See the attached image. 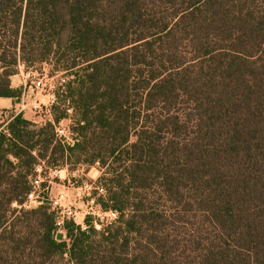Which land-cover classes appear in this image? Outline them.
I'll list each match as a JSON object with an SVG mask.
<instances>
[{
  "label": "trees",
  "instance_id": "1",
  "mask_svg": "<svg viewBox=\"0 0 264 264\" xmlns=\"http://www.w3.org/2000/svg\"><path fill=\"white\" fill-rule=\"evenodd\" d=\"M42 66L53 120L0 109V264H264V0H0V99ZM80 165L116 223L13 208Z\"/></svg>",
  "mask_w": 264,
  "mask_h": 264
},
{
  "label": "rangeland",
  "instance_id": "2",
  "mask_svg": "<svg viewBox=\"0 0 264 264\" xmlns=\"http://www.w3.org/2000/svg\"><path fill=\"white\" fill-rule=\"evenodd\" d=\"M50 70L49 66H42L31 71H26L25 68L21 67L19 74L11 79L12 87L22 90L21 98L6 101L1 100L0 109L9 110L15 114L22 113L27 119L39 126L52 121L51 106L54 103L53 95L59 81L63 77L61 75H50ZM69 79L70 76H67V80ZM71 112L72 109L68 111L70 115ZM72 126L73 120L70 116L56 125L58 137L68 144L74 142L71 134ZM96 167L91 168L89 171H87L85 166L81 165L73 168L68 167L69 169L63 167L50 171H45L42 167H39L40 174H38L37 169V175H40L41 180L40 197L43 201L41 206L46 203L51 204L54 212L60 211L62 207H72L82 212L83 215L90 212L92 214L85 215V218H91V222L95 227L98 230L102 229L104 227L103 224H106L107 221L106 218L103 219L100 216L104 210L96 201L100 196L105 195L106 191L101 193V188L96 187L95 182L100 176V172ZM20 206L15 204L13 208L34 210L40 207L37 203H33L29 208ZM195 220L192 219L194 222ZM190 230L191 227H188L184 235Z\"/></svg>",
  "mask_w": 264,
  "mask_h": 264
},
{
  "label": "built area",
  "instance_id": "3",
  "mask_svg": "<svg viewBox=\"0 0 264 264\" xmlns=\"http://www.w3.org/2000/svg\"><path fill=\"white\" fill-rule=\"evenodd\" d=\"M30 75V74H29ZM55 101V96L53 95V102ZM74 142L72 143V145ZM38 174H40V170L38 169ZM37 178V179H36ZM32 184V191L27 196L26 202L21 205L20 207L29 208L33 203H37L41 206L43 201L40 197V187H41V180L40 175L36 176L31 181ZM101 193L104 192L103 189L100 190ZM94 204V202H93ZM58 205V203H56ZM56 212V211H55ZM99 213V212H98ZM92 213L87 212L86 214H82V212L77 211L72 207H62L60 211L56 212V226L59 230V233L62 232L66 222H70L75 224L77 227L81 228V230L85 231L88 229L87 219L85 215H91ZM94 214V213H93ZM103 219L106 218L107 223L103 225H111L116 223L119 220L120 213L115 210L104 211L102 215H100Z\"/></svg>",
  "mask_w": 264,
  "mask_h": 264
},
{
  "label": "water",
  "instance_id": "4",
  "mask_svg": "<svg viewBox=\"0 0 264 264\" xmlns=\"http://www.w3.org/2000/svg\"><path fill=\"white\" fill-rule=\"evenodd\" d=\"M57 239L60 240V241L63 240L64 239V234L59 233L58 236H57Z\"/></svg>",
  "mask_w": 264,
  "mask_h": 264
},
{
  "label": "crops",
  "instance_id": "5",
  "mask_svg": "<svg viewBox=\"0 0 264 264\" xmlns=\"http://www.w3.org/2000/svg\"><path fill=\"white\" fill-rule=\"evenodd\" d=\"M1 100H2V101H6V100H10V99H4V98H1L0 101H1Z\"/></svg>",
  "mask_w": 264,
  "mask_h": 264
}]
</instances>
